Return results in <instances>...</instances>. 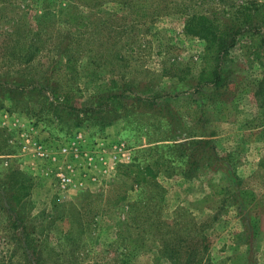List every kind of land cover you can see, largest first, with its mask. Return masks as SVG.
I'll list each match as a JSON object with an SVG mask.
<instances>
[{"label":"rangeland","instance_id":"1","mask_svg":"<svg viewBox=\"0 0 264 264\" xmlns=\"http://www.w3.org/2000/svg\"><path fill=\"white\" fill-rule=\"evenodd\" d=\"M193 15L240 31L224 58L223 88L198 84L205 57L213 59L206 40L185 31ZM1 82L21 89L0 84V136L15 138L16 120L35 121L41 141L50 133L59 151L84 128L110 154L108 138L129 125L121 137L158 174L137 189L125 174L102 189H69L62 163L48 178L52 195L12 162L38 186L17 208L0 179V264H185L197 255L205 264H264V171L253 162L239 172L245 148L218 137L238 120L253 136L264 130V0H0ZM53 90L86 111L50 105ZM119 93L123 116L95 108ZM182 132L199 138L193 144Z\"/></svg>","mask_w":264,"mask_h":264},{"label":"trees","instance_id":"2","mask_svg":"<svg viewBox=\"0 0 264 264\" xmlns=\"http://www.w3.org/2000/svg\"><path fill=\"white\" fill-rule=\"evenodd\" d=\"M185 31L189 36H197L201 39L206 40V56L213 59V63L210 64L209 59H206L205 57L202 70L198 75V84L203 87L212 86L214 90L223 88L227 81V76L225 74L228 73L226 71L224 73L223 71L224 58L229 54L230 50L236 46L237 37L239 36L240 31H235L233 29H222L221 27L213 23L209 17H206L204 15H193L189 17L185 24ZM256 56L258 59L261 57L260 51L256 52ZM72 64V60L71 58H69L67 60V67L69 68L68 70L71 71V73L74 72V66H72ZM172 76L173 78L178 77V79L182 80V82L189 83V81L187 80L183 81L186 75L179 76L177 73H175ZM0 84L1 87L7 86V90L11 88L21 89V86L7 85L8 82H1ZM39 85L40 84L32 85L30 91H33L34 89L38 90ZM43 90L45 89H42V94L47 93ZM60 94H62V92H58L56 90L52 91V96L47 99L48 101H50V105L59 108H64L65 106L68 107L69 110L77 113L86 111L77 109L74 103L72 104L70 95L64 94L63 99H61ZM123 95V93L111 94L105 99L103 103H101V105H97L95 108L106 109L109 112L117 115V118L119 116H123V112H127L128 110V103L125 102V100L121 99ZM154 101L156 102V100H149L147 101L146 105L151 108L152 106L156 105ZM158 112L160 113V110ZM195 142L197 141H191V143L193 144ZM7 144L8 143L6 140L5 142L2 141V143L0 144V151H2L7 146ZM0 161L1 163H3L2 159H0ZM124 174L132 177L134 183H141L150 176L156 177L158 173H155L152 166H142V164L139 162L135 166L126 168ZM0 179L2 180L4 186L14 191L12 192V201L14 202V206L17 208L23 206V204L31 194L32 188L35 184L34 180H32L31 177H27L22 174L17 168H15L13 164L10 163L6 165V169L3 172H0ZM219 191L221 192V189ZM185 264H202V258L198 255L194 259H190L188 257V260Z\"/></svg>","mask_w":264,"mask_h":264},{"label":"crops","instance_id":"3","mask_svg":"<svg viewBox=\"0 0 264 264\" xmlns=\"http://www.w3.org/2000/svg\"><path fill=\"white\" fill-rule=\"evenodd\" d=\"M64 67L68 68L67 65ZM175 92L177 95H181V93L183 91L180 93H178V91H175ZM184 92H185L184 94H187L189 96L191 95V97L194 100L195 97L192 96L193 93H191L193 91L188 89L187 91H184ZM258 103L260 104L259 101H258ZM254 116H256V115H254ZM119 119H121V118H119ZM184 120L187 124L188 122L186 121V119H184ZM16 122H17L16 124H19V123H21V124L16 125L15 138H13L12 136H3V135L0 136L1 139H4L8 142L7 146L0 152V159L3 160V163L5 165H8V163L12 164V162L17 161L16 163L22 169L29 171V173L31 174V176L34 177V179H36L37 181H38V179H40V181H42L43 185H46L45 186L46 188H47V186H49L48 189L51 190V193L53 195L54 194V188L52 186V182L50 180H48V178L49 177L51 178L55 166H57V165L61 166V164L63 163V161L59 160V158H61V157L65 158L66 157L68 159L66 161V163H68L66 165V172H64V173H69V174L74 175V176L77 173H79V170L78 169L73 170L72 167H69V164L73 165V164H76V162H73L68 155L64 157L59 152L53 153V155L56 154V156H57V160H55V161H53L51 159V153H49L50 154L49 159L48 158L42 159L41 157H37L36 155H34V149L33 148H25L24 144L26 143V136L29 133H32L33 134V135L31 134L32 137L35 138L36 140L37 139L41 140L40 136L38 135L40 132V124H36V122L34 121V123L30 127V125H27V123H24L23 119H19V121L16 120ZM240 122H241L240 120H238L236 123L227 122L225 126H227L228 129L226 127L225 131H223L222 134L218 135V137L220 138L219 140L223 143H225V142L232 143V144L235 143V145H240V146L245 148L244 152H246L245 154L247 155L248 161L245 163V166L240 168L239 172L242 173V171H245L246 168L249 167V165L251 166L253 162H255V166H254L255 169L261 168L264 171V167L261 164L262 160H264L263 159L264 157L262 155V153H264V130L253 136L250 134L251 130H250V128H247V126H246L247 129L244 128L242 131L240 130L242 127H244L243 125L247 122V120L244 123H240ZM229 124H231V125H229ZM127 126H129V125H127ZM127 126H125L124 129L120 128V130L117 131L119 133L117 137H115V135H113L112 137L108 138V143L113 144L112 149L114 150L115 145L117 146L121 141H125L126 143H128V145L133 150L132 159L130 161H125V162L119 163L116 171H114L110 175L102 176L100 180H96V181H93V180L88 181L87 180L83 186L84 189H88V188L102 189L104 187H108L111 185L113 186L114 185L113 183L116 181V179L124 174V171L126 168L131 167V166H135V165H137V163H139L136 160L137 156L135 153V149L133 148V147H135L134 143H132L133 146H131V143L129 141H127L126 139H123L121 137L123 132L126 131L125 128ZM236 127H238V128H236ZM262 128H264V122H262L259 126H257V129H262ZM83 129L81 128V130H79V131L83 133V131H84ZM235 132H237V133L240 132V133H238V135L236 136L237 140L235 142H233V135L235 134ZM85 133H87V132L85 131ZM48 134L46 135L47 146L50 148V145H52V144H49L51 134L50 133H48ZM42 135H43V133H42ZM85 136L87 137V134ZM184 137H185V140H187V141L188 140L193 141V140H197L199 138L194 133L192 134V133H187V132L184 133ZM128 138H130V137H128ZM104 143H105V141H103V144ZM93 145H94V142L93 143H87L86 142L85 148L91 149L93 147ZM150 145H153V144H150ZM143 146H147V144H144ZM257 147H259V149L255 150L254 148H257ZM258 151H260L261 154H258L257 153ZM84 162H88V161L84 160ZM76 165H79V164H76ZM145 165H147V164H145ZM145 165H142V166H145ZM150 166L153 167V165H150ZM153 169L155 171L154 167H153ZM155 173H157V171H155ZM128 177H130V176H128ZM152 178L153 177L150 176L144 182H141V183H134L133 178L132 179L130 178L132 183H133L131 185L130 189H133V188L137 189V186L149 185ZM46 179H47V181H46ZM188 181H189L188 179L186 181H183L182 179H180L178 183L181 185V187L186 188V186L189 187L190 184H192V181L191 182L189 181V183H187ZM174 184H175V182L172 185H170V187L166 190H169V191L176 190L177 186L172 187ZM37 186L38 185L35 182L32 190L34 191ZM215 186L216 185H212V187H215ZM206 189H208V186L206 187ZM171 198H172V192L168 195L167 199L165 198L164 200H166L167 203H170L169 199H171ZM182 200H183V197H180V199H178L179 202ZM206 207H208V206H206ZM239 246H243V245L241 243H239ZM202 264H205L204 258H202Z\"/></svg>","mask_w":264,"mask_h":264},{"label":"built area","instance_id":"4","mask_svg":"<svg viewBox=\"0 0 264 264\" xmlns=\"http://www.w3.org/2000/svg\"><path fill=\"white\" fill-rule=\"evenodd\" d=\"M31 134L32 133L27 134L24 147L33 148L34 155L37 157L49 159V153H51V159L55 161L57 160V156L56 154L53 155V153L59 152L64 157L68 155L70 159L73 158V161L79 162V165L69 164V167H72L73 170H79L80 176L78 179L71 174H61L59 180L64 188L72 189L83 187L85 182L89 179L93 181L100 180L102 176L110 175L116 171L119 163L130 161L133 156L132 148L125 141H121L117 146L115 145L114 150L110 154H107L106 151L103 150L101 143H95L91 149H86L85 143H89L88 139L84 133L78 132L70 139V143H66L59 151H55V149L49 148L47 144L41 140L33 138V134ZM84 160L88 162H84ZM66 161L67 158L65 162L63 161L65 165L68 164Z\"/></svg>","mask_w":264,"mask_h":264}]
</instances>
